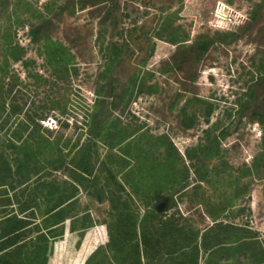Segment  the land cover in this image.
<instances>
[{"label": "rangeland", "instance_id": "rangeland-1", "mask_svg": "<svg viewBox=\"0 0 264 264\" xmlns=\"http://www.w3.org/2000/svg\"><path fill=\"white\" fill-rule=\"evenodd\" d=\"M219 2L244 14L246 19L238 27L216 28L212 15ZM260 3L261 0H0V65L11 72L10 102L19 105L24 113L8 122L6 113L0 114V151L9 154L14 170L16 158L7 149V141L17 122L25 119V113L32 117L36 114L41 137L77 145L63 147L60 155L65 167L77 175V148L89 140L97 143L91 159L93 176H83L80 182L73 181L65 168L36 178L34 173L39 168H51L44 165L47 156L35 159L26 153L29 164L19 170L26 182L12 184L13 187L2 183L0 187V218L21 216L23 211L27 215L25 208L32 200L35 215L41 220L47 206L40 196L43 187L62 189L78 182L74 183L78 187L76 210L89 213L96 226L81 237L69 233L66 224L64 237L54 243L52 253L44 256V264H90L87 259L91 252L80 259L85 239L91 244L96 239L91 251L106 244L105 226L118 211L112 207L110 194L116 186H107L108 174L103 166L121 182L124 172L116 171L121 156L129 159L130 172L136 173L133 178L143 185L136 197L125 184L126 192L133 196L129 208L135 209L139 217L151 207V198L159 197L152 191L156 182L148 176V168L168 176L166 162L175 160L172 187L166 184L163 189L176 194L178 218L206 229L212 224L206 208L227 203L229 208L222 220L245 226L264 241L262 170L233 182L256 157L264 158L263 128L253 117V113L264 115V5L258 9ZM256 10L253 21L251 16ZM40 24H44L40 35L33 39L31 30ZM167 25L171 27L169 32L177 29L185 42L166 43L168 35L160 29ZM158 33L163 40L157 39ZM230 33H236L237 38L217 40ZM44 36L63 45L73 57L70 74H63V79L58 78L60 69L54 70L46 62ZM209 39L215 42L197 60L195 41ZM9 42L24 49L18 63H13L7 54L5 46ZM135 79L144 83L145 89L141 93L135 90L127 102L123 93ZM110 87L112 96L108 95ZM53 104L67 114L58 108L50 111ZM190 117L194 124L185 130L181 124ZM97 120L101 125L115 121L125 130L122 138L132 137L122 144V138L98 139L89 131ZM62 122L68 127H61ZM222 131L226 136L219 141V157L205 159L202 151L208 139ZM56 155L59 156L53 153ZM24 157L21 153L18 161L21 163ZM212 168L219 175H211L209 182L201 181L200 175ZM246 184L247 193L240 199L232 198L234 190ZM232 263L228 260L225 264ZM238 264L249 263L240 258Z\"/></svg>", "mask_w": 264, "mask_h": 264}, {"label": "trees", "instance_id": "trees-1", "mask_svg": "<svg viewBox=\"0 0 264 264\" xmlns=\"http://www.w3.org/2000/svg\"><path fill=\"white\" fill-rule=\"evenodd\" d=\"M262 5H264V0H261L258 9ZM256 12L257 10L251 16L253 21L256 19ZM39 18L41 19L42 16L40 15ZM43 25L40 24V27L31 30L33 39L40 35V29ZM169 28L171 27L167 25L160 29L168 35L165 40L166 43L177 45L185 42L179 37L177 29L169 32ZM237 36L236 33H230L217 37V40L224 42L234 40ZM156 37L163 40L160 33L156 34ZM43 40L42 51L46 62L54 70L60 69L58 78L63 79V74L65 76L67 73L70 74L69 66L73 57L63 45L52 41L48 36H44ZM214 42V39H209L206 42L195 41L193 46L196 50L195 58L198 60ZM5 47L13 63H18L23 59V48L10 42ZM24 66H27V62ZM72 70L75 73V69ZM11 78V72L8 71V68L0 65V85L3 87V84H5L4 90L0 87V114L6 113L7 122L23 113L19 105H16L13 101L10 102L13 97L12 86L9 82ZM144 86V83H140L135 79L133 85L123 93L126 101H130L133 92L141 93L142 89H145ZM112 93L113 90L110 87L108 95L112 96ZM116 96L122 99L121 96ZM7 101L9 102L7 103ZM98 102L100 103V101ZM111 107L116 109L117 105L112 103ZM54 108L60 109L62 114H67L64 108H59L56 104H53L49 110L52 111ZM24 117L25 119L18 121L11 130L7 141V149H11L15 155L14 158H16L13 159L15 163L14 170L10 164L9 154L0 151V187L2 183H8L10 186L24 183V177L26 176L22 175L19 170L29 164V157L26 153L32 154L35 159L47 156L44 165H50L51 168L48 169V167L42 166L34 173L36 178L50 176L51 173L58 171L60 168H65L68 176L73 181H82L83 176H93L91 159L96 151V142L89 140L77 148L75 152L77 159L74 162L75 168L80 172L77 175L67 166L65 167L63 157L60 156L63 147L76 148L77 145H71L68 140L61 143L60 138L50 141L48 138L41 137L38 130L41 126L37 123L36 118L29 115V113H25ZM253 117L263 128L262 146H264V115L253 113ZM193 124L194 121L190 117L181 126L183 129L188 130L192 128ZM61 127L67 128L68 125L62 122ZM89 131L91 135L93 134L98 139L112 141H114V138L121 139L125 132L121 125L115 121H111L107 125H101L98 120L94 122V128L92 127ZM225 136L226 132L222 131L215 137L208 139L207 145L204 146L202 151L205 159L212 160L219 157V141ZM131 137L132 135H128L122 138L119 143L122 144ZM27 147H32L30 149L33 152ZM168 148L170 151L173 149L171 145H168ZM173 150L176 153V150ZM55 152L59 156H53ZM21 153L25 156L23 163H20L18 161L20 159L17 158ZM128 153H130V150ZM135 156L141 157L139 154H135ZM117 163L116 171L119 173L124 172L121 182L116 180V176L103 166L108 174L107 186H116V190L113 192L110 190V194L112 207L115 211H118L105 226L107 242L104 246H98L94 251H91L95 243L91 244L89 239H85L81 251V261L85 255L91 252L87 259L90 264H200V261H203L204 264H225L228 260H233L232 264H238L240 258L249 264H264V241H260L255 233L247 227L225 223L222 220L221 217L226 214V210L229 208L227 203H216L206 208V214L212 221L211 226L206 229L196 228L189 219L178 218L176 194L166 193L163 189L166 184L172 187L174 181L170 177L172 176L171 170L175 169V160L166 162L170 171L168 176H165L164 171L163 175L162 171L160 175H157L151 168H148V176L154 178L153 180L156 182L152 184V191L159 197L151 198L152 205L147 208L142 217H139L135 209L129 208L133 196L126 192L125 184L131 188L135 196L138 191L143 189V185L133 178L136 173L130 172L132 171V164L128 158L121 156L117 159ZM151 165L157 167L154 164ZM260 170H262V178L264 179V158L261 155L255 158L250 167H244L240 172V176L235 177L233 182L236 183L243 177L253 176L259 173ZM219 173L216 172V168H212L207 174L200 175L201 181L209 179L211 175L218 176ZM138 175L140 176V174ZM138 175L137 177H139ZM78 182L66 184V187L62 189L48 185L43 187L45 190L41 192L40 196H42V201L47 203V206L41 220L35 215L32 200L25 208L26 212L29 211L27 215L23 211L21 216L10 214L0 218V264H44V256L52 253L54 243L64 237L66 224H68L69 233H78L81 237L88 229L96 226L89 213L80 214L76 210L78 187L74 183ZM207 182L209 181L207 180ZM42 185L45 184L42 183ZM246 185L235 189L232 198L240 199L244 196L247 193L248 184ZM109 188L114 189L113 187ZM98 200H100V197Z\"/></svg>", "mask_w": 264, "mask_h": 264}, {"label": "built area", "instance_id": "built-area-1", "mask_svg": "<svg viewBox=\"0 0 264 264\" xmlns=\"http://www.w3.org/2000/svg\"><path fill=\"white\" fill-rule=\"evenodd\" d=\"M246 19L245 15L231 9L224 3H217L212 15V22L216 28L238 27Z\"/></svg>", "mask_w": 264, "mask_h": 264}, {"label": "crops", "instance_id": "crops-1", "mask_svg": "<svg viewBox=\"0 0 264 264\" xmlns=\"http://www.w3.org/2000/svg\"><path fill=\"white\" fill-rule=\"evenodd\" d=\"M95 240H96V239H93L92 243H94V242H95Z\"/></svg>", "mask_w": 264, "mask_h": 264}]
</instances>
